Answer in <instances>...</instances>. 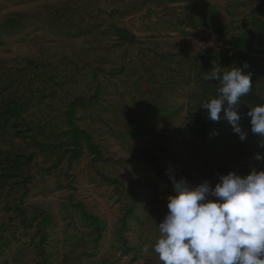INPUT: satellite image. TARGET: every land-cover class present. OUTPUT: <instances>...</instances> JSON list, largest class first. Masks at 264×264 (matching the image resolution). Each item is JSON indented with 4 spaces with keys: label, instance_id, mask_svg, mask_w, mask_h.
Returning a JSON list of instances; mask_svg holds the SVG:
<instances>
[{
    "label": "rangeland",
    "instance_id": "rangeland-1",
    "mask_svg": "<svg viewBox=\"0 0 264 264\" xmlns=\"http://www.w3.org/2000/svg\"><path fill=\"white\" fill-rule=\"evenodd\" d=\"M214 65L251 73L244 140L202 109ZM259 104L264 0H0V264L127 233L171 178L264 170Z\"/></svg>",
    "mask_w": 264,
    "mask_h": 264
},
{
    "label": "clouds",
    "instance_id": "clouds-1",
    "mask_svg": "<svg viewBox=\"0 0 264 264\" xmlns=\"http://www.w3.org/2000/svg\"><path fill=\"white\" fill-rule=\"evenodd\" d=\"M212 69L205 79L221 86L202 109L211 121L227 120L244 140L238 109L241 97L252 89L251 73L238 66L223 73L216 65ZM247 115L251 132L264 146V104L249 108ZM255 158L264 159L259 154ZM171 179L174 194L167 197L168 211L152 247L162 264H264V170L243 177L229 172L214 186Z\"/></svg>",
    "mask_w": 264,
    "mask_h": 264
},
{
    "label": "crops",
    "instance_id": "crops-1",
    "mask_svg": "<svg viewBox=\"0 0 264 264\" xmlns=\"http://www.w3.org/2000/svg\"><path fill=\"white\" fill-rule=\"evenodd\" d=\"M167 211V204H152L146 212L148 215L136 220L127 233H101L97 242L75 248L69 257L57 251L39 264H162L152 247L159 235L158 224ZM145 247L148 252L144 251Z\"/></svg>",
    "mask_w": 264,
    "mask_h": 264
}]
</instances>
